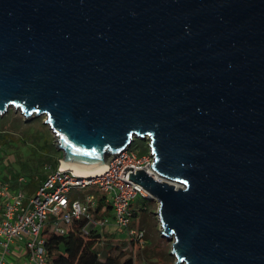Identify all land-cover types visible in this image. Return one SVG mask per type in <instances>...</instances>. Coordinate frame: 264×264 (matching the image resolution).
I'll return each instance as SVG.
<instances>
[{
    "label": "water",
    "instance_id": "water-1",
    "mask_svg": "<svg viewBox=\"0 0 264 264\" xmlns=\"http://www.w3.org/2000/svg\"><path fill=\"white\" fill-rule=\"evenodd\" d=\"M9 110L72 171L146 141L174 264H264V0H0Z\"/></svg>",
    "mask_w": 264,
    "mask_h": 264
},
{
    "label": "built area",
    "instance_id": "built-area-1",
    "mask_svg": "<svg viewBox=\"0 0 264 264\" xmlns=\"http://www.w3.org/2000/svg\"><path fill=\"white\" fill-rule=\"evenodd\" d=\"M126 148L117 154L107 168L89 178H83L72 170L58 164L55 170L49 166L42 184L32 193L20 189L10 191V185L0 181V264L10 245L18 242L25 249L30 264H49L45 250L44 233L64 234L77 220H85V232L105 227L107 217L95 220L93 210L97 206L95 192L77 193L74 190L95 185L110 205L113 226L131 240L143 243L144 230L130 226L131 201L136 197L151 199L144 189L128 180L129 173L137 170L151 173L152 158L148 153L137 157ZM125 174H122L126 168ZM22 178L19 183H23ZM73 191L78 197H72ZM47 225V226H46ZM92 226V227H90ZM47 227V228H46ZM90 227V228H89Z\"/></svg>",
    "mask_w": 264,
    "mask_h": 264
},
{
    "label": "rangeland",
    "instance_id": "rangeland-1",
    "mask_svg": "<svg viewBox=\"0 0 264 264\" xmlns=\"http://www.w3.org/2000/svg\"><path fill=\"white\" fill-rule=\"evenodd\" d=\"M43 121L42 116L24 121L20 113L12 110L0 117V181L8 183L10 191L20 189L32 193L42 184L43 178H46L47 166H54L55 160L60 164L62 153L56 149L52 130ZM146 144V141L135 139L128 151L137 157H142L147 154ZM20 178L24 180L23 183H19ZM92 191L103 196L95 185L74 190L77 193ZM150 200L148 205L147 200L138 196L130 204L131 209L148 206L144 211V224L139 225L145 229L142 244L129 240L125 233L119 232L113 226L110 215L107 217V225L103 229L98 228L111 235L114 244H123L124 251L134 258V264H174L175 259L169 254L171 241L160 236V226L155 214L157 202L152 198ZM112 213L111 211L110 214Z\"/></svg>",
    "mask_w": 264,
    "mask_h": 264
},
{
    "label": "trees",
    "instance_id": "trees-1",
    "mask_svg": "<svg viewBox=\"0 0 264 264\" xmlns=\"http://www.w3.org/2000/svg\"><path fill=\"white\" fill-rule=\"evenodd\" d=\"M57 166L58 162L55 160V165L49 167L51 170H55ZM95 195H97V206L93 213L94 218L101 220L109 215L112 217L111 208L105 196H99L97 193ZM72 197L78 196L73 193ZM142 199L147 200L150 205V199ZM147 207L143 205L141 208L131 209V221L138 218L132 223L130 221L131 227L145 230L143 226L139 225L144 224V211ZM85 225V220H77L64 234H57L48 229L45 231L43 235L49 264H134V258L124 251L123 244H114L111 235L102 230L92 229L85 232L83 230ZM128 239L131 240L130 237Z\"/></svg>",
    "mask_w": 264,
    "mask_h": 264
},
{
    "label": "crops",
    "instance_id": "crops-1",
    "mask_svg": "<svg viewBox=\"0 0 264 264\" xmlns=\"http://www.w3.org/2000/svg\"><path fill=\"white\" fill-rule=\"evenodd\" d=\"M5 264H30L26 257L25 249L18 242L10 245L9 251L4 255Z\"/></svg>",
    "mask_w": 264,
    "mask_h": 264
},
{
    "label": "bare ground",
    "instance_id": "bare-ground-1",
    "mask_svg": "<svg viewBox=\"0 0 264 264\" xmlns=\"http://www.w3.org/2000/svg\"><path fill=\"white\" fill-rule=\"evenodd\" d=\"M130 147V146H129ZM128 147V148H129ZM147 148H148V146H147ZM63 166V165H62ZM64 167V166H63ZM104 168H102V169H100L99 171H97V172H95V173H91V172H77V171H74L75 173H77V174H79V176H81V177H83V178H89V177H91V176H93V175H95V174H97L98 172L100 173V171L101 170H103ZM73 191H70V192H68V194H70V195H73Z\"/></svg>",
    "mask_w": 264,
    "mask_h": 264
}]
</instances>
